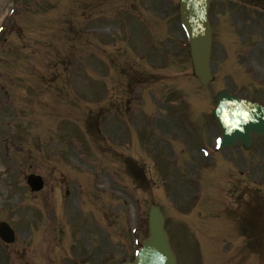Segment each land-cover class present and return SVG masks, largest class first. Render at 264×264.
<instances>
[{
  "label": "rangeland",
  "instance_id": "1",
  "mask_svg": "<svg viewBox=\"0 0 264 264\" xmlns=\"http://www.w3.org/2000/svg\"><path fill=\"white\" fill-rule=\"evenodd\" d=\"M21 1L17 0V6L21 4ZM32 1L33 9L36 11L35 1ZM85 1H43L48 6L47 10L51 11L50 13L39 15L40 19L36 24H34L36 21L34 19H37V15H33V19L29 17L22 19L21 24L24 27L27 42L23 53L17 56L20 62H13L15 58L13 59L12 54L13 45L16 43L19 47L18 44H21L19 41H11L10 48L7 46L5 51L0 54V58L5 61V63L0 64V81L4 86L2 99L10 104L8 107L10 112L13 111L11 115L6 113L0 118V221L9 222L17 233V241L10 247H6L0 241V264H6L3 261V255H5V260L10 258L13 264H61V259L66 256L65 250L68 248L74 250V246L67 245L70 241L67 236L51 241L48 235L49 228H51L50 222L56 220L55 211L59 209H61L60 217L64 221L66 218H71V215L68 214V203L70 202V208H72L73 203L65 193L68 180L73 179L72 174L76 172L83 175L82 184L87 185L90 180L96 179L91 174L104 173L100 169L95 170L94 164H100L101 167L107 165L111 169L108 173L109 176L102 181L105 186L107 183L111 185V188H115L116 184L119 185L120 193H118L117 198H119L120 205L112 206V202L111 206L116 208L121 218L122 243L125 250L123 255L125 258L127 257L126 251L131 255L136 249V245L129 235L132 229L136 230V236L144 237L147 230L148 210L153 203L159 202L167 217L165 208L168 210L171 207L174 209L184 206L186 200L195 194L193 189L186 190L182 183V180L184 181L185 176H187L185 173H188L187 165L190 154H195V152L189 149L188 139L183 137L173 122L176 123V112L179 111V104L185 100L191 103L194 119L197 121L203 104L195 97L200 96L203 89L192 78L190 62L188 63L186 60L187 56L185 61L181 59V57L185 58L187 48L184 49V46H181L178 41H174L179 35L177 34L178 27L176 26L174 29L172 26L176 19L174 20V13H172L173 18L169 17L170 14L167 10L175 9V0H164V2L163 0H153L151 3L149 0L140 1V15L152 19L155 25H161L159 28H161L160 31L164 37L161 39L162 46L166 45L173 54L174 58L165 70H160L161 67L158 66L152 67L151 71L157 75L142 80L147 85L140 87L138 84L135 96L131 97L125 89L126 78L122 76L125 73L116 71V67L119 66L124 72L126 64H130L127 60L129 54L127 50L125 51L127 47L124 45L119 47L122 48L120 53L118 52L121 63L114 64L112 62L111 72L115 70V77L118 81L124 80L122 90L127 95L124 105L129 107V115L134 116L138 111H145L154 118L152 122H156L155 125L153 123V129L156 133L153 132V134L161 138L164 143L169 140L173 145H177L186 152V156H173L170 150L161 146L157 147L147 127L144 135L148 149L162 155L161 158L170 156L174 165L168 170L165 168V175L156 166V162L160 165V161H162L160 156H156L154 158L156 161L155 170L149 168L145 172V170L138 168L135 172H138L139 176L123 167V163L118 164L116 158L113 160V156L106 155L102 137L100 145L96 144L94 132L85 128L86 131L89 130L87 135L84 133L83 127L74 124L76 121L80 125L84 124L88 107L91 110V119L99 122L100 127L101 115H103L102 104H88L86 99L97 95L103 84L98 76L102 69V63H106L107 59L101 53L91 56L90 51H96L95 41L101 40L96 35L101 33V30L98 29L101 27L98 20L105 14L102 12L104 8L87 12L82 8L86 5ZM92 1L96 0H90V3ZM123 1L119 2V5L125 8L126 5ZM0 2L4 5V7L0 5L2 7L0 8L1 15L2 11H7L10 8V1L1 0ZM70 10L77 12L69 13ZM161 10H166V13H162ZM109 11L113 12L114 9L109 7ZM36 13L38 14L37 11ZM118 15H120V26L124 25V19L129 21L130 17L133 16L126 11H119ZM237 15H240L239 10H235L231 14L218 11L219 26H224V23L227 22L228 36L226 33L217 34V42L222 43V46L215 48V52L218 53L217 72L220 75L225 70V64L232 75L233 85L242 94H257L259 92L254 89L255 79L249 73L255 74L257 79L258 69H262L264 73V29L250 25L247 20H244L246 15ZM43 20L44 22L41 24L40 22ZM88 27L92 33L90 37L85 35V30ZM128 30L130 50L135 48L148 61H152L154 55L160 53L161 49L152 41L155 31L148 30L142 22L135 19L131 20ZM78 31L79 33H77ZM82 33L84 34L83 38L80 36ZM87 41L91 43L88 44ZM54 45L61 53H64L65 50L70 51L71 57L68 62L67 60H64V63L57 62L59 57L56 54V49L52 47ZM229 45L233 49L229 48ZM105 46L102 48H107L111 54L112 49ZM253 48L258 49L250 56L249 52ZM9 49L12 59L10 61H8ZM224 50L229 53L225 57ZM39 51L44 52L42 56L39 55ZM219 55L222 56L221 59ZM131 56V59L135 61L131 64L135 67L148 69L152 66L153 62L144 64L139 58H135L137 57L136 53H132ZM109 60L112 59L109 58ZM55 62L58 63L56 66ZM235 63L239 64V70L235 67ZM65 65L68 66L67 72H65ZM89 66L94 70L92 73L93 81L84 85L78 84L76 80L71 81L74 78L84 79L88 77V73L86 76H83V73ZM34 67L40 71L37 69L33 71L32 68ZM143 76L145 77V75ZM261 76L264 78V75ZM20 77L21 79H19ZM227 80V76L224 75L217 86L224 85ZM118 81L113 84L114 95L111 101L107 103L110 105L108 108H112V110L105 113L113 114V116H109V121L104 128L106 132L110 130V121L115 123L122 117V113L115 110V106L123 104V100H125L123 95L116 100ZM151 90L157 95L155 100L150 95ZM100 97L101 93L97 95V99ZM262 97L264 98V95ZM149 98L153 102L152 106L147 104ZM146 119L148 120V118ZM167 145L169 144L167 143ZM78 154L81 157L75 160L76 165L69 159L58 157L66 156L67 158L70 156L75 158ZM198 156H203V154L200 152ZM134 158L140 167L143 166L141 163H144V159L147 160V164L152 165L148 156L140 154ZM88 161L92 162L93 169L84 166L78 167ZM32 173L39 174L45 179L46 188L43 192L32 193L27 186V176ZM128 174L137 177L138 184L140 183L141 186H132L129 183L132 180L128 178ZM149 179L151 183L148 182ZM126 184H129L133 190L126 188ZM98 195L99 193L97 194L95 190H92L91 196L93 197L91 199L96 202L97 208L101 206V198ZM108 201L111 200L108 199ZM78 203L80 204V198ZM207 208L208 204H204L202 207L204 212ZM74 210L77 220L84 222L86 218L78 212L77 208ZM108 210H111V207H108ZM252 221L255 222L256 218H253ZM176 228L171 227L172 236L176 234ZM92 239L93 237L83 240L88 248H95L96 240L93 245ZM113 240L115 241L114 236ZM47 242L49 245L45 246L44 244ZM186 245L193 257L194 264H215L210 253H207L204 261H202L197 242L187 240ZM204 249L208 251V246H204ZM222 250L225 251L226 248L223 247ZM177 255L179 264H190L189 258L184 252L181 257L179 254ZM237 256L238 263H240L242 257L239 254ZM252 261L257 262V264L260 263L257 256H253ZM62 264L66 263L63 262Z\"/></svg>",
  "mask_w": 264,
  "mask_h": 264
},
{
  "label": "water",
  "instance_id": "2",
  "mask_svg": "<svg viewBox=\"0 0 264 264\" xmlns=\"http://www.w3.org/2000/svg\"><path fill=\"white\" fill-rule=\"evenodd\" d=\"M156 219L159 220V228H158V235H153V240L154 242H159L162 245L163 250L165 251V254L169 255V251L167 249V245H166V239H165V235L163 233V229H162V218L160 215H156L153 218V222L156 223Z\"/></svg>",
  "mask_w": 264,
  "mask_h": 264
}]
</instances>
